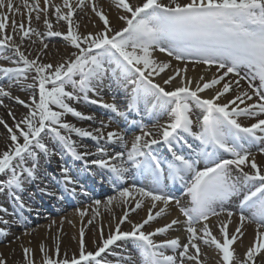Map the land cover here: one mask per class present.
Masks as SVG:
<instances>
[{
  "label": "snow or ice",
  "instance_id": "snow-or-ice-1",
  "mask_svg": "<svg viewBox=\"0 0 264 264\" xmlns=\"http://www.w3.org/2000/svg\"><path fill=\"white\" fill-rule=\"evenodd\" d=\"M112 7L123 26H116L100 0H0V50L12 53L2 57L12 66L0 65V78L11 82L8 88L0 83V97L27 109L11 127L0 120L10 139L0 152V176L5 177L0 192L9 190L25 207L17 193L38 179L40 161L53 155L49 144L55 140L76 161L97 166L101 182L107 179L115 189L106 201L93 200L87 224L100 216L102 204L109 212L121 210L114 227L109 221L107 234L101 224L94 250L88 247L86 226L80 227L78 247L71 254L61 252L58 238L51 254L41 243L42 264H113L102 254L117 242L131 246L127 257L120 254L124 264H135L132 251L139 253L141 264H207L202 245L215 250L217 264H264V164L252 151L264 154V0H111ZM85 8L100 22L94 31L80 30L77 17ZM53 13L57 23L65 22L66 31L54 30ZM33 18H43L46 32L32 26ZM60 36L72 51L46 62L47 38ZM33 37L42 47L30 57L22 44L36 43ZM157 52L171 59L161 60ZM189 64L193 72L197 66L204 71L189 75ZM29 79V99L13 97L12 84ZM113 85L124 93L123 110L115 97L109 103L100 96ZM93 93L97 99L90 98ZM81 99L118 117L151 113L157 123L149 128L133 120L138 134L129 144L124 131H105L111 121L105 125L100 120L98 128L68 122V115L97 120L73 106ZM73 134L96 141L95 152L79 151ZM161 145L165 151L159 150ZM89 156L96 158L89 161ZM60 172L65 190L76 195L78 171L62 166ZM168 181L179 182L187 199L174 195ZM173 209L178 215L172 216ZM139 211L145 215L131 219ZM88 212L79 210L82 221ZM237 214L238 225L230 231ZM165 217L172 218L159 224ZM211 218L218 220L215 234ZM126 222L128 230L122 228ZM248 223L255 224L254 235L244 246ZM174 226L184 228L185 242L179 236L155 239L167 237ZM0 235L8 233L0 229ZM237 242L245 247L243 255L234 247ZM22 252L26 264H35L32 249ZM0 264H7L2 254Z\"/></svg>",
  "mask_w": 264,
  "mask_h": 264
},
{
  "label": "bare ground",
  "instance_id": "bare-ground-1",
  "mask_svg": "<svg viewBox=\"0 0 264 264\" xmlns=\"http://www.w3.org/2000/svg\"><path fill=\"white\" fill-rule=\"evenodd\" d=\"M106 1H107V3H105ZM42 2H43V0H42ZM57 2H59V0H57ZM100 2L104 4L106 10L109 12L110 17L113 19V22L116 24V26L117 27L123 26L121 22H118L115 20V17L117 14V10L115 9V7L108 8V5L111 3V0H100ZM164 2L167 3L168 0H164ZM182 2H183V0H182ZM51 11L52 10L50 9V12ZM51 17H53V18L55 17L54 13L50 16V18ZM17 19H19V17H17ZM77 19L80 20V22H81L82 26H81L80 30L82 32L83 31H94V30H96V26L99 25V23H100L97 17L93 16L91 18L89 16L87 8L84 10L83 13H80V16L77 17ZM25 24L27 26V17H25ZM53 25H54L55 30H59L62 32L66 31V24L63 21H60L59 23H53ZM61 25H64L65 27H61ZM32 26L36 27L39 31L46 32V27L43 24V18L41 19V21H37V20H35V18H33ZM46 42L49 43V48L47 50V53H48V51H50V53H51V55H43L42 58L46 62H57V61L61 60L62 58H66V54L68 52L72 51V49L69 46H67L66 42L63 39V36L48 37ZM35 47L36 46L33 43H30L28 41H25L22 44V49L26 50V54L30 55V57H34L37 54V52L40 50L39 48H37L35 50ZM156 56L161 60L171 59L165 53L157 52ZM172 63H173V66H176L178 64V62H176L175 60H173ZM180 66L182 67L183 65L180 64ZM188 68H189V75H199L204 71L203 66H197L195 72H193L191 64L188 65ZM211 71L215 72V68H213ZM229 78H232V77H229ZM26 82L31 83V80L29 79ZM26 82L21 81L19 84H13V85H16L15 89H17V90L21 89V93H19V94H15V92L12 93L13 97H17V95H18V97H20L26 101L29 99L31 91H25L27 89L26 88V84H27ZM241 84L243 87H245V88L247 87V83L245 81H242ZM117 89L118 88H116L114 91H116L118 93V95H120L121 93H122V95H124V93L122 91H118L119 89L118 90ZM101 93H105L106 95L110 94V92L107 91V89H104ZM93 95L96 96L93 93V94H90V97ZM205 95H210V93L206 92ZM119 100L123 102L124 96L120 97ZM82 102L83 101L80 100L79 102H72V103H73V105L75 104L74 107H76L81 112L91 115V113L86 110V107H81ZM94 108L100 110L102 115H110L109 112L107 110L105 111L104 109H102V107L95 106ZM9 109H10L9 110L10 116L8 119H5L4 121L7 122V126L11 127L14 125V123L16 121H18L19 119L22 118V116L26 113L27 109L21 105H19L18 107L9 106ZM92 115L95 116L94 112H92ZM13 116L15 117V120L13 119ZM102 120L105 122V125L109 124V120H107L106 118H104ZM120 123H121L120 119H118L117 123L111 122L110 127H105V131L107 132V131H110L113 129H117V125H119ZM156 123H157V121H156ZM78 125H80L81 127L91 128V126H88L85 124H78ZM149 128H151V127H149ZM2 140H4V139H0V152L6 150V146L10 144L9 139L7 141L4 140V142H1ZM130 143H131V141L129 142V144ZM50 145L52 146L51 148H53V155L50 157H47V158L50 160L51 164H56V162H59V163L61 162L62 164L67 163L68 157H65V158H63V156L57 157V154H58V151H60L61 145L58 144L57 141L50 142ZM159 150H162V146L159 147ZM253 154L256 156V159L259 163L264 164V154H260L257 150L253 151ZM47 158H44V160ZM48 159L45 161L46 163L49 161ZM44 160H43V162H42V160L40 161V168H39L38 176L44 174L43 169L45 168V166H47L44 164ZM3 179H5V177L0 176V180H3ZM51 182H53V180H51ZM25 184L26 185L30 184V181L26 182ZM44 189H46V188H44ZM11 199H12V196H11V192L9 190L5 189L4 191L0 192V214L1 213H6L8 215L11 214V213H9V211L11 212V209L8 208V205L6 204V201L9 202ZM21 199L24 201V197H22ZM91 207H93V204L91 205ZM85 208L88 209L89 206L87 204H82L78 208L73 209V210L69 211L68 213H66L60 217H52L51 216L52 217L51 218V217H48V215H47L46 218L44 217V220L47 218H51L49 221H47V222L42 221L41 223H39L40 224L39 226L34 227L31 230H27L24 233L19 231V229L14 230V231H17L15 233V238H14L15 241L12 240L13 242L9 241L8 243H4L3 241H0V254H2L3 258L6 259L7 264H26L22 249L24 247H28V248L33 250V258H34L35 264H42V253H41L40 247H39L40 244L41 243L45 244L49 248L50 254H51L52 250L54 249V245H55L57 238L60 241L61 252L63 253L64 251H68L69 254H71L73 251L77 250L78 239H79V229L81 226H86L87 244H88V247L90 250H94L93 240L99 239L98 229L101 226V224L104 227L105 234H107L109 227H110L109 221L110 220L112 221V226L114 227L115 218L119 217L121 215V210L119 207H115L111 212H109L102 205L100 207V216L96 218V220L93 222L92 225H88L87 221L89 218H91L92 213L83 217V221H82V218L79 216V210L85 209ZM172 211H173L172 216H175L177 214L176 211L174 209ZM17 213H18V211L15 212L12 210V214H11L12 216L10 215V216L4 217V215H2L0 218H4L5 220L9 221V223L7 225H9L10 227L19 228L18 227L19 223L24 224L27 220L23 218V215H21L22 217L19 218V220H15V218L14 219L12 218L13 220L9 219L10 217H14V216L19 217L17 215ZM144 215H145V213L143 211H139L138 214H132L131 219L139 220ZM165 218L167 220H169L172 217H165ZM214 219L210 220L209 223H210V225H212L211 227H213V231L215 234L216 233V227L215 226L218 223V221H216L217 218H216V220H214ZM167 220H166V222H167ZM14 221H17V222H14ZM53 221H55V223H53ZM164 222H165V219H161L158 221L159 224H163ZM12 224H15V225H12ZM49 225H51V227H49ZM237 225H238V217L233 218V223L231 225H229L230 231L233 230ZM155 226H157V224H153V227H155ZM128 227H129V225L127 224V222L124 225H122V228L124 230H128ZM254 227L255 226H253V225L246 224L245 235H244V237H242L244 246H247L248 243L252 240L253 235H254ZM33 231H39V232L29 233V232H33ZM2 237H4V235ZM115 246L116 247L113 246L111 251L106 252L105 254H102L106 260L112 259V257H115L113 255H118L119 257H121L120 254H126L127 250H131V246L128 243L122 244L121 248H118L117 245H115ZM234 247H236V250L240 255L244 254L245 247L240 246L239 242H237V244L234 245ZM202 248L204 250V253L206 254L207 264H217L218 257L215 253V250L211 247H205L203 245H202Z\"/></svg>",
  "mask_w": 264,
  "mask_h": 264
},
{
  "label": "rangeland",
  "instance_id": "rangeland-1",
  "mask_svg": "<svg viewBox=\"0 0 264 264\" xmlns=\"http://www.w3.org/2000/svg\"><path fill=\"white\" fill-rule=\"evenodd\" d=\"M105 3H107V1L105 2ZM86 9V8H85ZM88 9V14H89V16L92 18L94 15L92 14V12H91V10H90V8H87ZM52 19V21H53V23H57V21H56V18L54 17V18H51ZM64 24V23H63ZM46 27V26H45ZM61 27H65L64 25H61ZM55 30V29H54ZM33 40H37V38L36 37H33ZM36 47H35V50L37 49V48H39V49H41V45H40V43H39V41L37 40V42L36 43H33ZM48 50V49H47ZM12 55V53H11V50H0V65H5V66H12L11 65V62L10 61H8V60H4L2 57L3 56H11ZM46 55H51V53H50V51H48V53L46 54ZM22 82H26V81H22ZM0 83H3V85L6 87V88H8V86H9V84L11 83L9 80H7V79H3V78H0ZM26 83H29V82H26ZM15 87H16V85H13L12 84V86L9 88V90L12 92V93H14L15 92V94H19V93H21V89L20 90H17V89H15ZM25 91H30V90H28V89H26ZM31 95V94H30ZM18 96V95H17ZM100 96L102 97V99L105 101V102H111L110 100H108L107 98L108 97H106L104 94H100ZM91 99H97V97H95V96H92V97H90ZM0 99H2L3 100V103L2 104H0V120H2V121H4L5 119H8L9 118V116H10V114H9V106H15V107H18L20 104L16 101V100H14L13 98H10V97H0ZM22 99V98H21ZM83 100V99H82ZM84 101V100H83ZM81 107H86V110L88 111V112H90L91 113V115H92V112H94V115H95V117H97V120L96 121H82V120H80V119H78V118H76V117H74V116H72V115H68V116H66V120L68 121V122H70V123H75V124H85V125H88V126H91V128H98V127H100V124H99V121L100 120H102L103 119V116H101V114H99L98 112H97V109L96 108H94L96 105L97 106H99L100 104H92V103H90V102H88V101H84V102H82L81 103ZM22 106V105H21ZM73 106H75V104L73 105ZM99 120V121H98ZM5 122V121H4ZM6 125H7V122H6ZM78 126H80V125H78ZM5 135V136H4ZM4 136V137H3ZM0 139H4V140H8L9 139V134H8V132L6 131V127H5V124L4 123H0ZM73 139L74 140H76L77 141V144L78 145H80L81 147H80V150L79 151H89V150H91L92 152H95V146H96V144H97V142H95L94 140H92L91 138H79V137H77V136H75V134H73ZM4 140H2L1 142H4ZM53 141H55V140H52L51 142H53ZM9 142H10V139H9ZM49 146L50 147H52L50 144H49ZM67 153V155L70 157L71 156V154L70 153H68L67 151H66V149H64L63 147H62V145L60 146V151H58V154H57V157H60L61 156V154H63V153ZM71 158V157H70ZM48 159V158H47ZM47 159H45L44 160V158H42L41 160H42V162H43V160H44V164H46V160ZM49 160V159H48ZM50 161V160H49ZM49 168H48V171L46 172V174L45 175H39V177H38V180L36 181V183H41L43 180V178H47V174L48 175H52L53 176V178H54V176H55V178H57L58 176L60 177L61 176V172H60V169H61V167L62 166H64L63 164H61V163H58V164H55V165H52V164H49V165H47ZM76 166H78L77 164H76ZM42 167V166H41ZM57 175V176H56ZM25 188V187H24ZM25 191H28L27 189H24ZM24 190H23V192H24ZM21 195H22V192L20 193ZM18 195V194H17ZM12 203H13V206L12 207H17V205H16V201H12ZM30 211V210H29ZM32 214V212H29V214ZM91 213H92V211H91ZM34 214V213H33ZM35 214H38L37 215V218L35 219V220H33L32 221V219H30L29 221H28V223H26V224H24L23 226H25V227H22V228H16V227H10L9 225H7V224H2L1 225V227H3L4 228V230L8 233V235L7 236H4V237H2L1 236V238H0V241H5L4 243H8L9 241L10 242H13L12 240H14V238H15V233L17 232V231H14V230H18L19 229V231H21L22 233H24L25 231H27V230H31L32 228H34V227H37V226H39L40 224H38V223H40V221H42V218L41 217H39V215H40V213H35ZM2 216V215H1ZM4 216H6V215H4ZM34 232H39V231H33L32 233H34ZM15 241V240H14Z\"/></svg>",
  "mask_w": 264,
  "mask_h": 264
}]
</instances>
